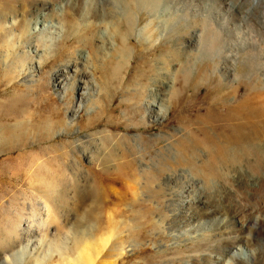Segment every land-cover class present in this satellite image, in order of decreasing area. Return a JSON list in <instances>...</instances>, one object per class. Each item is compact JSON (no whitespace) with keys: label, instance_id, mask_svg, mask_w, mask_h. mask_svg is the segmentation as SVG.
Returning a JSON list of instances; mask_svg holds the SVG:
<instances>
[{"label":"rangeland","instance_id":"rangeland-1","mask_svg":"<svg viewBox=\"0 0 264 264\" xmlns=\"http://www.w3.org/2000/svg\"><path fill=\"white\" fill-rule=\"evenodd\" d=\"M104 1L0 0V264H264L260 161L219 175L211 155L264 79V0H164L160 18L159 0H118L99 22Z\"/></svg>","mask_w":264,"mask_h":264},{"label":"bare ground","instance_id":"bare-ground-1","mask_svg":"<svg viewBox=\"0 0 264 264\" xmlns=\"http://www.w3.org/2000/svg\"><path fill=\"white\" fill-rule=\"evenodd\" d=\"M102 1V0H101ZM104 1V0H103ZM108 1V0H107ZM111 1V0H110ZM117 1V2H116ZM116 1H111V5H112V7H110L109 5H107L106 3L103 5L102 4V7H103V9L105 10V12L104 13H102V15H103V17L101 18V20H99V22H103V21H107L106 19H108V18H106V16L107 15H110L111 13H112V11H113V9L112 8H114V9H116V8H119V7H121L120 6V2L121 1H118V0H116ZM122 1H126V0H122ZM139 1V0H138ZM141 1L142 0H140L139 2L141 3ZM145 1V0H144ZM161 1H164V0H159V3L157 4L156 3V5H158L159 6V8H161V6L163 5L162 3H161ZM166 1V0H165ZM97 2V1H96ZM105 2V1H104ZM147 2V1H146ZM155 2H157V1H155ZM102 3V2H101ZM110 3V2H109ZM139 3V4H140ZM144 3V2H143ZM200 3V2H199ZM147 5L146 6H148V3H146ZM150 4V3H149ZM142 5V4H141ZM151 5V4H150ZM169 5V4H168ZM109 6V7H108ZM144 6V5H143ZM164 6V9L163 8H161L162 10H160L161 11V13H159V12H157V13H155L154 15H152L151 17H156V15L160 18V17H162L163 16V14L165 13V14H168V13H166L167 12V6L166 5H163ZM98 7V6H97ZM151 7H153V6H151ZM155 7H157V6H155ZM155 7H153L154 8V11L156 10V8ZM100 8V7H99ZM146 8V7H145ZM147 9H150L149 8V6H148V8ZM101 10V9H100ZM104 10H102V11H104ZM117 11V10H116ZM203 13V12H202ZM116 16H117V14H115ZM170 15H172V14H170ZM111 16V15H110ZM119 16V15H118ZM140 15L139 14H136V15H132V14H128V16H126L125 18H126V21H125V23H127L126 24V29H127V31H128V33L129 34H131V33H133L134 31H135V33H137L138 34V36L140 37L139 38V40L140 39H145V40H152L154 37H153V35H152V25H153V18H151V20H149L144 26H142V27H137L136 25H138L139 26V24H138V22H139V20H140V17H139ZM169 16V15H168ZM170 17V19H171V17H173V16H169ZM169 17L167 18V19H169ZM153 19V20H152ZM111 20V19H110ZM162 20V21H161ZM160 20V22H161V24H159V25H157L156 27H157V30L158 29H160V27L162 26L163 28H166L165 27V25H164V22L165 21H163V19H161ZM165 20V19H164ZM109 21V20H108ZM141 21V20H140ZM155 21V20H154ZM175 22V21H174ZM207 22V21H206ZM86 23H91L90 21L89 22H86ZM110 23V22H109ZM112 23V22H111ZM166 23V22H165ZM178 23V22H177ZM168 24V23H167ZM166 24V25H167ZM211 24V23H210ZM161 25V26H160ZM169 25V24H168ZM89 26H90V29H91V31L93 32V34H94V31L92 30V26L89 24ZM37 28V27H36ZM188 28V27H187ZM94 30H95V28H94ZM161 30H163V29H161ZM160 30V37L162 38L164 35H166L164 32H162ZM176 31V30H175ZM111 33V32H110ZM92 34V35H93ZM217 34V33H216ZM224 35H225V33H223ZM102 35H106V30H102L101 31V36ZM218 35H220V34H218ZM228 35V34H227ZM158 36V37H159ZM217 36V35H216ZM230 36V35H229ZM159 37V38H160ZM219 37V36H218ZM93 37H91V35H88V37L85 39L86 41H88V43H92V40H94V39H92ZM158 38V39H159ZM208 38V37H207ZM157 38L155 39V40H158ZM192 39V38H191ZM191 39H189V40H191ZM200 39H201V37H200ZM217 39V38H216ZM250 39V38H249ZM127 40V39H126ZM155 40H154V42H155ZM178 40H179V42H177V44L179 45L180 43H182V42H180V41H182V36H180V37H178ZM197 40V39H196ZM204 40H205V36H204ZM204 40L203 41H201V43L202 42H204ZM153 41V40H152ZM159 41V40H158ZM207 41V40H206ZM210 41V40H209ZM222 41V40H221ZM153 42V43H154ZM165 42V41H164ZM223 42V41H222ZM125 43V42H124ZM157 43V42H156ZM197 43V42H196ZM199 43V42H198ZM205 43V42H204ZM203 43V44H204ZM207 43H208V41H207ZM200 44V43H199ZM202 44V45H203ZM212 44V43H211ZM211 44H209L208 43V45H210V47H211ZM89 45V44H88ZM206 45V44H205ZM243 45V44H242ZM91 46V45H90ZM93 46V45H92ZM214 45L212 44V47H213ZM224 46V45H223ZM244 46V45H243ZM253 46V42L252 41H248V40H246L245 41V48L244 49H251V47ZM207 48L209 51H210V53H212V55H213V53H215L216 55L214 56L215 58L216 57H218L219 58V60H220V62L221 63H219V64H223L224 62H223V60H222V58H223V56L219 53V52H216V49H215V47L214 48ZM221 47V46H220ZM206 48V47H205ZM95 49V48H94ZM218 49V48H217ZM226 50V49H225ZM252 50V49H251ZM119 51V50H118ZM222 51V50H221ZM264 51V50H263ZM208 52V51H207ZM241 52H242V50H241ZM248 52V54H249V51H246V53ZM118 53V52H117ZM116 53V54H117ZM244 53V52H243ZM97 54V53H96ZM165 54V53H164ZM208 54V53H207ZM83 55L84 56H86V54L85 53H83ZM211 55V56H212ZM117 56V55H116ZM225 56H227V54L225 55ZM239 56H240V54H239ZM160 57V56H159ZM213 57V58H214ZM248 57V56H247ZM161 59L160 60H162V59H164L165 58V55H162L161 57H160ZM158 59V58H157ZM253 59V58H252ZM225 60V59H224ZM157 61V60H156ZM232 64L229 62V64H231V67H230V69H228V71H226V70H224L223 69V67H219L218 66V73L222 76V77H224L225 79L224 80H228L229 81V85L228 86H230V85H233L232 83L235 81H238V78L240 79L244 74H240V72H239V64H240V60L239 59H235V60H232ZM158 63V62H157ZM227 63V62H226ZM244 63H245V61H244ZM249 63V62H248ZM219 64H217V65H219ZM243 63H241V65H242ZM221 66V65H220ZM223 66V65H222ZM226 66V65H225ZM71 67V66H70ZM72 68V67H71ZM152 70V69H151ZM153 71V70H152ZM157 71V70H156ZM213 71V70H212ZM63 72H69V67H67V68H65L64 70H63ZM216 72V71H215ZM215 72H214V74H215ZM152 73V72H151ZM210 73V72H209ZM253 73V72H252ZM256 73V72H255ZM148 76V75H147ZM263 76V75H262ZM254 77V76H253ZM256 77V76H255ZM150 78V77H149ZM223 79V78H222ZM250 79V78H249ZM83 89H85V87H82ZM256 89H259L260 90V92L259 93H257V91L255 92V90ZM156 93V89H153V91H152V93H151V96L152 95H154ZM83 94H86V92H83ZM239 94V93H238ZM224 96V98L226 97L225 95H223ZM227 96H230V98L232 97L231 95H227ZM222 98V97H221ZM234 99H236L237 98V95H235L234 97H233ZM238 98H240V97H238ZM232 99V98H231ZM227 100V99H226ZM230 100V99H229ZM228 100V101H229ZM235 101V100H234ZM233 101V102H234ZM231 102V101H230ZM232 103H230L229 105H231ZM228 105V106H229ZM149 106V105H148ZM151 106H152V108L155 106V103H151ZM217 107V106H216ZM215 107V108H216ZM213 110V109H212ZM227 111V110H226ZM211 113V112H210ZM213 113H214V111H213ZM212 113V114H213ZM210 115V114H209ZM225 115V114H224ZM165 116V115H164ZM220 116V115H219ZM214 117V116H213ZM221 117V116H220ZM222 117L224 118V116L222 115ZM221 117V118H222ZM163 118V117H162ZM211 118V117H210ZM218 119V118H217ZM225 119L226 120H228L227 122H228V124L226 125V127H222L223 129L220 131V134H219V139H223L224 141H225V143L223 144V146H217L218 147V150H217V148L216 149H214V150H217V151H212L213 153L211 154L214 158H217L216 160H219V161H217L219 164H216V166H214V167H217V169H216V171H217V173L220 175L221 173L223 174V172H221L220 171V169L222 168H230L231 169V167H237V165H241V163H243V161H245L246 160V158L248 157V156H254V157H256V158H258L259 159V161H260V165H261V167L260 168H262L263 170H264V79H259V78H252V79H250L249 80V87H248V89H247V93H246V95L244 96V98H243V100H241V101H239V102H235V104H233V105H231L230 107H229V111H228V113H227V115L225 116ZM222 120V119H221ZM226 124V123H225ZM224 126V125H223ZM220 127V126H219ZM217 128V127H216ZM219 131V130H218ZM213 132V131H212ZM216 132V131H215ZM210 134V133H209ZM212 135V134H211ZM208 136V135H207ZM217 142V141H216ZM209 149V148H208ZM210 150V149H209ZM211 150H213V148L211 149ZM230 151V155L232 156L233 155V157H231V158H229V159H227V158H225V156H228V155H226V153H228ZM210 155V156H211ZM213 159V158H212ZM211 159V160H212ZM215 160V161H216ZM216 162H214V164H215ZM209 164H211V166H213L212 165V162L211 163H209ZM207 165V164H206ZM206 165H204V166H206ZM239 165V166H240ZM210 166V167H211ZM212 168V170L213 169H215V168ZM213 172H214V170H213ZM214 173H216V172H214ZM217 173H216V175H217ZM210 180H212V179H210ZM185 196V195H184ZM183 196V197H184ZM182 197V198H183ZM178 202V201H177ZM190 204V203H189ZM191 206H193V205H191ZM190 206V207H191ZM191 216V215H190ZM193 217V216H192ZM261 230H262V232H264V224L261 226ZM183 234V233H182ZM200 236V235H199ZM195 238V237H194ZM198 238V237H197ZM192 240V239H191ZM196 240V239H195ZM198 241L200 240V239H197ZM205 240V239H204ZM183 241H185V240H183ZM188 240H186L185 242H186V244L188 243L187 242ZM107 242V241H106ZM190 242H192V241H190ZM202 242V241H201ZM200 242V243H201ZM180 243V242H179ZM204 243V242H203ZM203 243H202V245H203ZM104 244H106V243H104ZM178 244V243H177ZM87 246V245H86ZM201 246V245H200ZM88 248H90L91 247V244L90 245H88L87 246ZM237 247V246H236ZM239 248V247H238ZM91 249H92V247H91ZM234 250V254H232V256H240L239 255V253H237V249L235 248V245H233V246H230L229 248H228V250H226V252L228 251L229 252V254L231 253V251H233ZM86 250V251H85ZM195 251H197V250H195ZM200 251H198V253H199ZM100 253V252H99ZM98 253V254H99ZM84 257H88L90 260H91V254L90 253H88L87 252V248H84ZM203 254H205V253H203ZM211 255V254H210ZM213 256V255H212ZM209 257V256H208ZM205 258V257H204ZM203 258V259H204ZM217 259V258H216ZM95 261V260H94ZM216 262H217V260H215ZM92 262V261H91ZM90 262V263H91ZM198 263H200V262H196V260L195 261H189V260H187L186 261V264H198ZM204 263V262H203ZM219 263H220V261H219ZM207 264V263H206ZM209 264V263H208ZM221 264V263H220Z\"/></svg>","mask_w":264,"mask_h":264}]
</instances>
